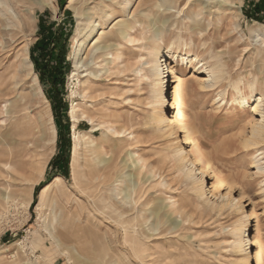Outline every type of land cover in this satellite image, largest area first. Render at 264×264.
Returning <instances> with one entry per match:
<instances>
[{
    "label": "rangeland",
    "instance_id": "rangeland-1",
    "mask_svg": "<svg viewBox=\"0 0 264 264\" xmlns=\"http://www.w3.org/2000/svg\"><path fill=\"white\" fill-rule=\"evenodd\" d=\"M15 12L23 16L25 24L18 35L28 44L34 70L11 92V101L18 94L26 95L32 119L43 124L48 133L53 122L57 133L53 143L46 141L47 146L52 144L51 149L45 148L49 160L44 168L37 167L32 181H15L0 172L1 192L9 184L15 190L35 186L23 196L18 194L19 198L0 218V264H108L110 240L96 237L94 232L98 229L101 236L117 231L115 245L122 248L119 255L122 263L144 264L136 249L141 238L140 224L146 217L149 223L159 220L153 215L156 207L163 218L180 223L178 231L166 239L150 241L163 244L168 252L163 264H243L245 252L241 250L239 236L246 223L244 209L241 204L220 207L223 196L216 193L215 184H221V195L231 193L236 199L243 196L246 211L255 212L246 228L253 239L258 227L264 259V172L258 171L254 162L257 149L264 152V142L256 147L247 143L260 114L253 111V106L242 108L235 103L238 93L232 84L241 80L245 95L249 94L248 84L253 79L256 94L264 89V61L259 51L264 49V43L257 39L264 36V0H75L72 4L70 0H32L16 7ZM133 13L153 30L148 36H153L154 30L161 35L156 34L155 40L148 39L151 42L147 47L122 43L105 56H101L104 43H96L95 60H90L94 75L79 71V75L73 76L77 52L90 27L99 21L110 27L114 19L121 17L132 20ZM41 18L46 28L43 31ZM97 31L96 39L100 35ZM42 36L46 49L38 46L34 49ZM171 44L182 53L198 54L204 62H215L212 54H222L227 62V74L213 91L200 85L207 72L197 62L180 58L174 61L175 68L171 71L181 77L179 110L187 127L180 134L194 135L198 152L211 168L204 197L199 196L193 180L179 170L178 136L163 132L153 118L159 113L160 104L153 86L152 59L157 49ZM32 49L41 69L50 72L58 54L65 53L63 84L55 86L49 78L42 82ZM4 52L0 51V76L5 65L14 60ZM109 60L113 62L108 63ZM172 73L167 77L170 96L174 91ZM219 91H224L222 101ZM4 101L5 98H0V140H5L0 141V151L17 150L16 123L2 109ZM73 104H78L81 115L77 130L93 137L106 158L116 157L111 177L98 190V199L83 191L72 175ZM90 118L95 122L91 123ZM109 127H116L123 132L122 136L109 132ZM131 152L142 159L138 166L131 164ZM119 173L124 178L135 174L127 184L132 185L137 179L142 186L139 202L144 208L137 207L138 218L131 225L128 241L122 227L97 209L98 203L101 207L107 205L110 196H115L113 181ZM57 177L62 178L63 186L56 187L53 183ZM116 183L119 184L116 191L125 188V183ZM50 184L51 188L41 198ZM93 215L100 217L99 227L93 224ZM74 232L77 235L73 237ZM65 233L71 234L68 240L57 242L54 238Z\"/></svg>",
    "mask_w": 264,
    "mask_h": 264
},
{
    "label": "bare ground",
    "instance_id": "bare-ground-1",
    "mask_svg": "<svg viewBox=\"0 0 264 264\" xmlns=\"http://www.w3.org/2000/svg\"><path fill=\"white\" fill-rule=\"evenodd\" d=\"M31 1L32 0H0V51H5L4 54L10 56L12 55L14 57V60L10 63L8 62L9 60H11V58L8 60V64L5 65V72L0 76V98H5V103L2 109L6 113L10 114L11 117H13V119L15 120V127L17 130L16 136L18 137L17 150L9 149L0 151V172L2 173V175L7 174V178H15V181L18 180L20 182L32 181L33 173L36 171L37 167L44 168L46 166L49 160V156L46 155L45 151L47 150H45V148H52V144L47 146L46 141L48 140L54 142L57 133L56 127L54 126L53 122L50 123V133H48L45 132L43 124L38 123L32 119V116L28 113L29 106L26 95L18 94V98L11 101V95L13 94L11 92L14 91V89L20 84V82H22L23 79L28 78L32 70H34L31 61H29L28 44L25 42L24 38L22 39V37L19 36V29H23V25L25 24L22 18L23 16L21 17L19 13L15 12L16 7L26 5L27 3L29 4L31 3ZM73 1L75 0H70V4H72ZM199 13L200 12H198L197 16L200 15ZM133 15L134 16L132 20L124 17L114 19L110 27L106 26L105 21H99V23L93 24L92 27H90L77 52L74 63L73 76L79 75V71L88 72L86 75H94V71L90 70V64L92 62H90V60H95V55L93 57V51L98 46L96 43H104L103 47L101 46L104 50L101 56H105L112 54L107 52L108 50L113 47L118 48L122 43L127 44V46L136 45L147 47L151 42H149L148 39L155 40L157 38L156 34L157 36L161 35L159 31L154 30L153 36H148V33L153 30H150L149 26H144L143 22L141 21L143 18H141L140 20L139 16L135 15L134 13ZM107 17L113 18L112 14H107ZM16 26L18 27V30L15 28ZM96 31L97 33H100L97 39L95 38ZM263 37L259 36V38L257 37V39L262 40L264 43ZM92 42H94V46H90ZM22 43L24 44L20 48H18V46ZM85 46L86 49L84 50ZM157 50L153 55L151 71L152 76L154 77L153 86L156 98L160 104V110L157 116L153 118L155 122L163 128V132L165 130L170 135L176 134L178 136L176 159L179 163V170L181 172H184V174L188 178L193 180V185H195V189H198L199 196L204 197L206 195L204 187L206 185L208 176L210 175L211 168L208 162L206 163L203 156L198 152L195 140L193 138L194 135L191 133L193 135L192 136L190 133H187V135L183 137L180 134L187 127L179 110V103L181 99L179 83L181 77L177 72L174 71L172 73L171 71L175 68L174 61H179L180 58L183 61L187 59V61L197 62L200 67H203L204 71L207 72V76L204 77L202 81H200V85L210 91H213L217 90L220 87L223 79L227 74V62L222 59V54L210 55L211 58L215 59V62L213 63L204 62V60L201 59L198 54L191 55L188 52L182 53L174 47V44L159 49L158 51ZM259 51H261L260 53L263 54L262 56L264 61V49H259ZM110 62L113 61L109 60L108 63ZM169 73H172L174 75V91L171 96L168 92L167 77ZM36 80L37 82L39 81L38 79ZM240 83L241 80L232 83L233 87L235 88V90H237L238 93V96L234 99L235 103L239 104L242 108L253 106V111L260 114V120L254 123L251 127L250 136L247 142L249 145L256 147L264 142V89H261L259 94H256L257 85L256 81L253 79L249 81L248 84L249 94L245 95L242 93ZM74 93H76V91ZM85 93H87V91ZM218 93L220 101H222L224 91H219ZM250 101H253V103H251ZM79 110L80 109L78 108V104H73L70 110V116L72 118L74 130L71 161L72 175L77 181V185L83 191H89L90 193H92L91 196H94L95 198L97 197L98 199V190L100 189V186L106 183L107 179L111 177V170L114 168L116 157L114 158L113 156L110 158H106L104 156L105 154H103L104 152L101 151L99 145L96 143L93 137L89 136L87 132L84 133L77 130V124L81 119ZM83 117L86 116L83 114ZM93 121L94 120L90 118V122L93 123ZM0 125H2L1 121ZM108 131H111L120 136H122L121 133H123L119 132L120 130L118 131L116 127H109ZM0 141L5 140L1 139ZM257 152L258 153L254 156V162L256 164L257 170L260 172H264V156H262L264 152L258 149ZM129 159H131V164L135 166H138L137 164H141L142 162V159L136 158V155L132 152L129 153ZM126 161L125 165H127ZM84 167L87 170L84 169ZM12 172H16L17 175L13 174ZM133 175L135 174H128L124 178L123 175L119 173V175H117L116 179L113 181L115 183H113L115 196H110L111 201L107 205H103L101 207L99 203L97 204V209L101 212V214L106 216L105 218H109L113 221V223L115 222L117 225L122 227L126 239L132 235L130 233V230L133 226L131 225L133 224V221L138 218V215L135 216L137 207L141 210L144 208V204L141 205L140 203L142 202H139L142 190L141 180L136 179L133 180L132 185L127 184L129 180L133 179ZM138 175L139 174H137L136 177H138ZM38 180L39 178L37 179V182ZM119 181L122 182L121 185H123L124 183L126 185L122 190L116 191L115 189L117 188V185H119L116 182ZM53 183H55V185L57 184L56 187L63 186V180L61 177H57ZM52 184L46 186V188L43 190L41 198L46 195V192L51 188ZM34 187L35 186L33 184L31 187H28L29 189L20 188L18 190H15L12 189L10 184L4 186V192L0 191V218L3 216V212L10 207L12 202L19 198L17 197L18 194L20 196H23L24 192H28V190L30 192L34 189ZM221 188V184L214 185V190L216 191V193L220 197L223 196L220 207L230 204H241L245 212L246 223L244 224V228L240 233L241 235L239 236L241 250L245 252L243 264H264L263 255L260 250L262 243L261 238L258 234V227L256 228V233L254 234L253 239H250L251 234H248V230L246 228L249 225L248 223L250 218L255 215V212L251 211L248 213V211H246V207L244 204L245 198L243 196H240L236 199L231 195V193L221 195ZM27 202L28 203L26 204L29 207L31 200ZM213 206L217 207L216 204H214ZM130 212H132V214H130ZM160 212V208L156 207V211H154L153 213L156 218H159V220H157L156 222L154 221L152 223H149L146 217V219L142 221L143 223L140 224L141 238L137 240L136 249L138 250L137 256L142 259L144 264L164 263V261L169 256L168 252L165 251V247L163 246V244L160 245L156 241H150L160 240L162 238L166 239V237H168V235H170L171 233L177 232V228L180 226L179 222L176 223L169 217L166 219L163 218V215H160ZM91 220L96 227H99L101 219L98 215H93ZM72 234L73 237L77 235L76 232ZM94 234L96 235V237L107 239L109 238L110 240V244H108L107 248L108 264H130L122 263L120 260L119 255L120 253H122V248L118 249V247L115 245V243L117 242L118 234L116 230H111V232L105 233L101 236L98 229L94 232ZM70 237V233L60 234L56 237L54 236L57 242H60L61 239L68 240V238ZM246 246L248 248H246ZM254 246L257 247L256 251L251 250V248Z\"/></svg>",
    "mask_w": 264,
    "mask_h": 264
},
{
    "label": "trees",
    "instance_id": "trees-1",
    "mask_svg": "<svg viewBox=\"0 0 264 264\" xmlns=\"http://www.w3.org/2000/svg\"><path fill=\"white\" fill-rule=\"evenodd\" d=\"M258 8L261 9V6L259 4H258ZM43 24H44L43 19L41 18V20H40V30L41 31L46 29L45 25H43ZM45 41H46L45 36H42L37 41V43L34 45V49L38 46L41 49L45 50L46 49ZM43 54H44V51L41 55L43 56ZM31 55H32V58H33V61L35 63L37 70L40 72V78H41L43 83L45 82V80L47 78H49L52 80V82L55 84V86H57L59 84V82H60V84H63L64 69H66V67H65L66 56H65L64 52L63 53L61 52L58 54L56 65H55V67H53L51 72L49 71V69L48 70L47 69H45V70L41 69L42 64L40 63L39 59H37L35 57V52L33 51V49H32ZM59 77H60V79H59L60 81L58 80ZM51 100L53 101V97L51 98ZM65 165H67V163H65Z\"/></svg>",
    "mask_w": 264,
    "mask_h": 264
}]
</instances>
